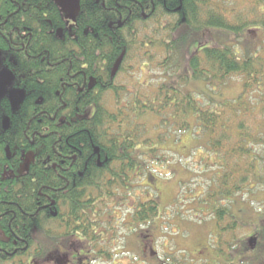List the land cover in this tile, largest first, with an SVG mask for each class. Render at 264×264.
<instances>
[{"label": "trees", "instance_id": "obj_1", "mask_svg": "<svg viewBox=\"0 0 264 264\" xmlns=\"http://www.w3.org/2000/svg\"><path fill=\"white\" fill-rule=\"evenodd\" d=\"M139 1L154 10L151 19H142L135 5L133 24L116 32L119 13L108 10L115 8L112 0H79L78 15L69 26L49 0H0V77L6 74L0 85V264H32L71 241L96 249L83 250L81 256L96 254L97 264L107 262L109 253L98 245L113 237L112 230L96 235L91 226L115 215L113 207L125 204L122 193L134 183L163 180L154 173L157 161L171 162L157 154L174 155L162 146L176 132L192 135L196 152L217 159L220 172L210 194L191 198L211 208L207 212L219 223L218 237L245 228L237 224L242 216L220 202H234L247 188L264 185V155L258 152L264 149V64L249 50L241 57L234 46L248 26L264 32V0H244L251 5L252 23L233 22L231 13L212 0ZM18 10L22 18L14 16ZM45 14L53 22L46 31ZM136 67L161 72L147 84L134 83ZM232 75L244 77L237 98L224 100L222 93L208 90ZM158 77L163 82L157 83ZM7 82L25 94L16 108ZM202 82L207 86L200 93L190 88ZM65 83L77 84L83 92L63 87ZM147 114L164 136L157 146L148 130L140 135V119ZM93 145L101 150V168ZM64 199L70 209L67 230L76 224L81 227L75 230L82 229L75 238L63 236L61 215L49 212ZM129 212L137 223L152 228L162 214L155 198ZM261 221L248 222L259 229L243 237L239 247L235 239L225 242L229 262L247 251L251 256L239 264H264V217ZM224 222L228 224L222 227ZM37 231L56 235L35 237ZM142 235L150 240L146 232Z\"/></svg>", "mask_w": 264, "mask_h": 264}, {"label": "rangeland", "instance_id": "obj_2", "mask_svg": "<svg viewBox=\"0 0 264 264\" xmlns=\"http://www.w3.org/2000/svg\"><path fill=\"white\" fill-rule=\"evenodd\" d=\"M65 1L66 4L63 2V5H66L65 11H70V6L75 10L77 9L76 2L69 4L68 2L70 0ZM212 3L228 10L231 13V20L233 22L237 18H241L249 23L253 21L252 18L248 17L251 5L244 0H212ZM154 28L157 29L158 27ZM234 46L241 57L249 50L250 53L258 57L261 64H264V32L253 30L252 26H248L245 35L237 40ZM143 69L144 72H140L137 67L134 68L131 74L136 77L132 78L134 83L135 81H140L147 84L152 78H155L153 74L157 76L161 72L158 67L154 68L153 74L149 73L144 67ZM5 76L6 74H2L0 77L1 86L3 80H5ZM156 80L157 83L163 82L160 77L156 78ZM243 82V76L232 75L226 81L217 84L215 82L214 87L212 85L207 86L206 83L202 82L204 86L201 83H193L190 88L200 93L202 91L201 89L207 86L208 90L214 88L216 90L214 93L216 94L222 93L224 100H232L242 93ZM253 101L256 100L253 99ZM140 120L144 124V127L141 128L140 135L145 134V131L148 130L149 135L153 138L154 145L161 144L159 139L160 137L163 139L164 136L156 127L154 118L149 117L147 114ZM160 130L162 131V129ZM170 138L168 140L166 139L165 145L164 141H162L164 145L162 149L172 151L174 155L160 152L157 154V157H164L165 161L171 163L162 165L157 161V166L155 167L157 171H154L156 176H162L163 180H158L157 177L156 180L152 181L153 185L147 181H141L142 186L133 182V188L122 193L125 204L119 205V208L113 207V210L116 209L115 215L111 214L101 217L94 224L97 226L98 234L102 231L112 230L110 234L113 237L109 238V241H106V243L102 240L104 243L98 245L101 250L107 249L105 251L110 256L106 260L107 262L103 264H180L184 262L182 261L183 258L187 260L183 264H201V261L195 263L191 261L189 263V260H197L205 255V253L203 254L201 252L204 247L203 244L209 245L211 248L217 246L219 242L224 241L220 243L219 247L227 254L228 246L225 242L230 243L235 239L233 243L239 247L242 244L243 237L248 236L256 228L259 229L258 224L254 222L250 227L248 222L251 219L255 222L260 220L263 224L261 218L264 217V185L255 186L253 184L252 186H255L253 189L250 187L244 193L235 195L232 198L234 202H220V204L226 205V208L230 212H234V215L242 216L240 217V224L245 228L239 229V226L234 231L227 230L223 232L221 238L216 237L214 233L220 232V230L217 227L218 221L216 217L214 215L212 217V214L207 212L211 208L193 200L191 197H202L203 195V197H207L210 194L211 184L220 172V168L216 166L217 159L214 156L207 155L208 153L203 150L202 152H196L194 149V137L188 133L176 132L175 139ZM258 152L264 155L262 154L264 153L263 148H259ZM170 156H173V158ZM262 166L261 168L264 172ZM154 198L162 214L160 220L155 221L153 228L148 223H140L138 225L134 219L126 215L130 213V208H135L139 203L150 201ZM202 206H205L203 210H201ZM234 206H236L235 209ZM99 209L104 211L105 207H99ZM227 224V222H224L222 227L227 226ZM142 232L148 234L149 241L143 235L140 236ZM48 245H50V242ZM149 245L157 248V254H149L147 252ZM69 246L77 248L83 247L77 241H71ZM45 247L46 249H51L47 245ZM55 248H59L58 251L60 254L56 250H53L48 253L47 257L41 260H35L32 264H61L58 258L66 255L65 249L63 245L60 247L56 246ZM43 254L45 252L39 253L40 256ZM36 256L38 255L32 254V258ZM92 256L95 257L96 254ZM250 256L251 253L247 251L241 253L240 256L236 257L235 264H239L242 258ZM210 264H214V262L210 261Z\"/></svg>", "mask_w": 264, "mask_h": 264}, {"label": "flooded vegetation", "instance_id": "obj_3", "mask_svg": "<svg viewBox=\"0 0 264 264\" xmlns=\"http://www.w3.org/2000/svg\"><path fill=\"white\" fill-rule=\"evenodd\" d=\"M67 1H69V0H67ZM95 1H96L97 4H99L102 0H95ZM49 2L51 4H53V5H55L60 10V16H61L60 19L62 21H64L68 26L70 25L71 21L74 20V18L76 19V16L78 15V11H79V9H78L79 0H70V2H68L69 4H72L73 2H76L77 3V9L75 10L72 6H70V11H68V12L65 11L66 10L65 9V6L66 5L65 6L63 5V2L66 4V1L65 0H49ZM112 3L115 4V8H109L108 10L109 11H112L114 13H117V14L119 13L118 14L119 15V20L117 21V23H115L117 25L116 28H115L116 29V32H117L118 29H121L120 32H123L124 30H126L127 28H125L124 25H126L128 23L133 24L132 22L134 21V19L131 20V18H132V15H133V9H134V6L135 5L140 9V11H141V18L142 19L148 20V19H151V17L153 16L154 10L153 9H150L149 10V7H146V6L145 7L144 6L142 7L140 5L141 2L139 0H112ZM131 3H132V5H131ZM47 9L48 10H46V11L49 12L50 9L49 8H47ZM177 10H179V8H177ZM19 11L20 10L15 11V13H14L15 15L14 16L20 17V15H18L19 14ZM120 11H122V12H120ZM50 12H52V14H54L53 11H50ZM123 13L126 14V15H124ZM48 17H49V15L48 14H45V16H44V23L42 25V27L45 29V31L50 26H53V22H50V21L47 20ZM66 17L67 18L69 17L70 20L67 19V21H66ZM20 18H22V17H20ZM113 25H114V23L113 22H110L108 26H109V28H112ZM72 26H75V25L73 24ZM36 28H37V26H33L30 29L35 30ZM112 30L115 31L114 28H112ZM21 35H22V39L23 40H28V38L26 36H24V34L21 33ZM28 36H31V34H28ZM32 57H35V56H32ZM29 58H31V56H29ZM67 85L70 86V87H72V88H76L77 87L78 92H80V93L83 92V88H80V86L77 85V84H66L65 83V85H63V87H65ZM7 87H10L9 89H7L8 90V93L7 94H8V98L9 99H10L9 94L12 91L23 92V91H21L18 88H12L10 82H7L6 88ZM92 88H93V85L91 84L89 86V90L92 89ZM59 94H60V92L57 91V95H59ZM24 98H25V94L23 92V100H24ZM18 99H19L18 96H15L14 97V100L15 101H17ZM10 102H11L12 106L14 107L13 102L11 100H10ZM96 107L97 106H95L94 104L91 106L92 110H95ZM14 108H16V106ZM93 148H94L93 154L97 156V160H96V164L97 165L96 166L101 168L103 166V163H101V150H100L99 147L94 146V145H93ZM95 148H99V152L98 153H96ZM22 156H24V153H22ZM75 158L76 157H73V159H75ZM99 160H100V164L101 165H98ZM65 194H66V192H63V198H64ZM45 209H49V207L47 206V207H45ZM68 211L70 212V209H69L68 203L65 201V199L58 205L57 210L55 208L49 209V212H50V214L53 217H56L58 214L61 215V220H62L61 231H62V235L65 236V237H68V236L71 237V236H73V238H75L77 235L80 234V232H81L82 229L75 230L76 227H81L79 224H76V225H73V226H69L70 228H69V230H67L66 222L69 219L68 216H67V214H69ZM55 212L57 214H55ZM234 216H236V215H234ZM238 221L239 222H237V224L241 223L240 220H238ZM137 224L139 225L140 223H137ZM218 225H219V223L217 224V226ZM91 232L94 233V234H96V232H97V226L96 225H92L91 226ZM214 234L216 235V237H218V235H219V233L218 234L217 233H214ZM55 235H56V233H54V232L51 235H49V233L47 231H37V232H35V237H39V236L40 237H45V236H47V237H49V236L50 237H53ZM220 243L221 242H219L217 244L218 247L217 246L211 247L213 249H211L209 247V245L207 246L206 244L205 245L203 244L204 247L202 246L203 247L202 248L203 250L201 252H203V254L205 253V255L202 256V257H200V258H198L197 260L190 259L189 260V263L191 261L193 263L198 262V261H201V264H210V261H213L214 264H233V263H231V262L228 261V258H227V255L228 254H225L223 252L224 250L220 249V247H219L220 246ZM63 247L65 249V254L66 255L63 256L62 258L59 256L60 258H58V259H60V263L61 264H93V263H96V257L90 256L89 254L88 255H82L81 256V254L83 253V250H85L88 253H90V252L92 253L93 250L96 251V249L94 247H87V246L85 247L84 246V247L77 248V247L67 246L66 244H64ZM104 250H107V249H104ZM147 250L149 252H151L152 254H157V248L154 247L153 245H149L148 248H147ZM56 252L59 253L58 249H57ZM71 255H72V257H71ZM217 257H218V259H217ZM235 257H237V256H235ZM182 261L185 262L187 260H185V258H183ZM235 261H236V259H235ZM184 262H181L180 264H183ZM174 264H178V263H174ZM190 264H192V263H190ZM234 264H235V262H234Z\"/></svg>", "mask_w": 264, "mask_h": 264}, {"label": "water", "instance_id": "obj_4", "mask_svg": "<svg viewBox=\"0 0 264 264\" xmlns=\"http://www.w3.org/2000/svg\"><path fill=\"white\" fill-rule=\"evenodd\" d=\"M15 96H18L19 99L17 101L14 100V97ZM9 97H10V100L13 102V105L14 107L17 106V104L19 105L22 101H23V92H18V91H12L10 94H9ZM96 150V153L99 152V148H95ZM98 165H101L100 164V160L98 162Z\"/></svg>", "mask_w": 264, "mask_h": 264}]
</instances>
